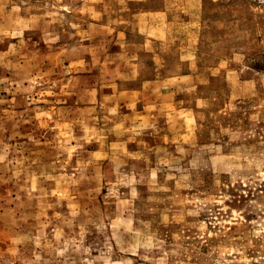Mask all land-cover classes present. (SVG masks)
Returning a JSON list of instances; mask_svg holds the SVG:
<instances>
[{"label":"rangeland","instance_id":"obj_1","mask_svg":"<svg viewBox=\"0 0 264 264\" xmlns=\"http://www.w3.org/2000/svg\"><path fill=\"white\" fill-rule=\"evenodd\" d=\"M0 264H264V0H0Z\"/></svg>","mask_w":264,"mask_h":264}]
</instances>
